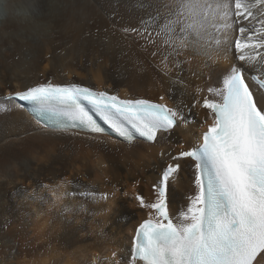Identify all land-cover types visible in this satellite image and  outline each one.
<instances>
[{
  "label": "bare ground",
  "instance_id": "6f19581e",
  "mask_svg": "<svg viewBox=\"0 0 264 264\" xmlns=\"http://www.w3.org/2000/svg\"><path fill=\"white\" fill-rule=\"evenodd\" d=\"M174 3L9 0L4 5L9 15L0 20V103L8 104L4 98L10 92L51 81L120 99H149L178 109L184 119L150 144L53 131L23 106L0 111V264H132L135 228L154 215L136 197L155 202L161 175L172 162L168 154L199 143L211 123L202 107L204 97L212 98L207 87L222 86L235 67L247 75L257 72L242 64L232 47L212 59L191 47L175 55L156 35ZM16 9L28 10V18H13ZM153 17L158 19L149 27L150 40L143 28ZM236 27L229 29L230 41ZM208 31L214 45L222 33ZM180 163L167 191L170 216L186 210L196 191L195 164Z\"/></svg>",
  "mask_w": 264,
  "mask_h": 264
},
{
  "label": "snow or ice",
  "instance_id": "6c2138e0",
  "mask_svg": "<svg viewBox=\"0 0 264 264\" xmlns=\"http://www.w3.org/2000/svg\"><path fill=\"white\" fill-rule=\"evenodd\" d=\"M157 19L144 22L143 32L150 40L149 27ZM165 19L156 35L164 37L175 55L191 47L197 55L212 59L213 53L220 56L232 47L242 64L261 75L252 77L258 85L253 88L243 70L235 67L222 86L207 87L212 98L204 97L202 107L209 110L211 123L201 142L190 149L180 145L178 153L168 154L172 162L163 171L155 202L136 197L140 207L154 215L135 232L132 264H264V95L259 92L264 90V51H260L264 50V0H175ZM243 22L255 23L248 28ZM233 25L237 35L230 41ZM209 28L222 33L213 38L214 45L207 41ZM4 99L8 104L0 103V111L22 107L16 103L22 101L52 123L53 131L103 133L89 115L87 102L129 143L134 134L156 143L184 119L182 112L166 104L120 99L79 84L47 81L10 92ZM185 159L195 162V195L179 216H170L168 186Z\"/></svg>",
  "mask_w": 264,
  "mask_h": 264
},
{
  "label": "clouds",
  "instance_id": "9594fccd",
  "mask_svg": "<svg viewBox=\"0 0 264 264\" xmlns=\"http://www.w3.org/2000/svg\"><path fill=\"white\" fill-rule=\"evenodd\" d=\"M9 0H0V20H3L5 16L9 15V10L4 7ZM13 18L23 22L29 16L28 10L25 9H16L12 11Z\"/></svg>",
  "mask_w": 264,
  "mask_h": 264
}]
</instances>
